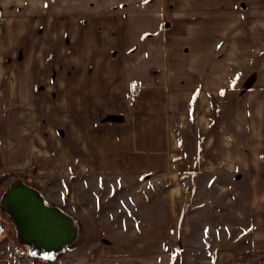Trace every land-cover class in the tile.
<instances>
[{"label":"crops","instance_id":"crops-1","mask_svg":"<svg viewBox=\"0 0 264 264\" xmlns=\"http://www.w3.org/2000/svg\"><path fill=\"white\" fill-rule=\"evenodd\" d=\"M147 4L0 0V95L7 102L13 93L9 88L16 86L12 96L19 105L6 115L14 120L4 145L7 167L32 166L43 176L61 177L60 182L71 183L85 201L88 192L117 191L116 200L101 210L99 219L118 224L121 230L126 225L127 231L141 221V240H132L133 233L128 232L125 242L69 244L60 264H172L166 232L178 230L182 237L206 231L205 236L197 233L196 246H205L208 263L264 264V80L223 78L217 98L214 92L184 93L183 88L198 86L200 80L176 79L174 70L169 74L162 36L144 28L142 36L133 39L123 33L124 48L104 54L106 62L90 65L87 48L80 47L78 57L71 50L75 57L68 52L56 62L50 42L55 34L50 31L45 34V57L39 56L44 33L36 30L31 78H6L1 45L5 51V24L13 13L29 10L31 17L42 15L47 23L62 13L58 21L69 22L76 16L70 8L76 6L79 20L86 22V15L82 18L86 8L103 6L108 7L105 20L118 25L134 23L137 19L131 13L137 9L147 14ZM245 6L240 1L238 14L231 16L229 11L224 23L261 22V14L248 20ZM118 8H126L122 19ZM245 28L240 26L234 37L245 38ZM134 83L140 93L130 99ZM24 102L29 104L26 111L20 108ZM194 170L200 174L193 176ZM83 212L87 214L86 207ZM132 214L142 216L139 222Z\"/></svg>","mask_w":264,"mask_h":264},{"label":"rangeland","instance_id":"rangeland-1","mask_svg":"<svg viewBox=\"0 0 264 264\" xmlns=\"http://www.w3.org/2000/svg\"><path fill=\"white\" fill-rule=\"evenodd\" d=\"M240 1L246 2L248 20L251 16L252 19L259 14L264 16V0ZM240 1L231 0L229 10L230 2L228 0H145L148 2L146 5L147 14H141V11L139 12L137 9L131 13L137 19L134 23L124 22L118 25L110 24L105 20L108 7L103 6L86 8L82 14L83 19L86 15V22L79 20V16H77L79 8L76 6L70 8V13L76 16L71 17L69 22L58 21L63 18L62 13L54 17V21L48 23L46 17H42V15L38 18L31 17L29 10L18 14L13 13L11 20L5 24L6 32L4 34L7 35L5 51L1 45L2 60L6 63L5 75L7 79L11 77L23 80L31 78L32 34L36 30L40 32V35L44 33L42 38H39V56L45 57L47 42L45 34L50 31L55 34L54 39L51 38L50 42L54 43L56 62H62L63 54L66 55L71 50H74L72 52L76 53V57H78L80 47L81 50L87 48L86 63L90 65L94 62H106L103 59L104 54L118 53L120 49L124 48V40L121 39L124 36L123 33L127 35L126 37L133 39L139 37L140 31L144 28L148 32L149 30L157 31L162 36L161 47L168 61L169 74L175 71L176 79L200 80L198 81L200 85L185 87L182 92L197 91L198 95L204 94V91L211 94L214 92L215 98H217L216 94L222 95L223 78L264 80V32L261 31V35L260 29L254 28V26H259L264 29V18L261 22L247 23L246 25L237 21L230 24L224 23L225 16L229 11L231 16L238 14ZM109 10H114V7H109ZM125 10L126 8H118L121 19V13ZM140 17L146 22L142 23V19L138 21ZM228 25H230V37ZM240 26L246 27L245 29L248 30L246 37L242 40L234 37V34H238ZM239 45H242V49L239 48ZM255 50L259 52L256 56L253 54ZM73 53L72 58L75 57ZM241 61H245V65H241L242 68L239 67ZM202 82H210L214 86L205 87L201 85ZM15 87L12 85L9 89L14 93ZM12 94L8 96L7 102L0 95V202L10 184L22 181L39 191L47 205L56 204L61 210L74 217L78 223V235L74 242L76 246H86L91 242L101 245L114 244V240L115 242H125L127 238L125 235L128 232L133 233L132 240H141L143 231L139 217L142 216L131 215L138 219L139 225L135 228L130 225L129 231H127L126 225L122 226L125 227V230H121L118 229L121 227L120 225L107 224L99 219L101 216L98 214L101 210L108 208L111 202L116 200L117 191L102 192L99 190L93 195L88 192L90 198L85 201L78 196V190L74 188L75 192L71 183L60 182L61 177L54 179L43 176L45 174L38 173L32 166L7 167L3 158L5 155L4 145L8 141L6 133L10 130L9 127L14 120L10 122L9 119H6V115L8 116L17 106ZM26 104L25 102L21 103L20 108L23 111L29 108H27L29 104ZM172 169H178V167ZM198 171L194 170L192 175L200 174ZM94 185V183L90 184L92 188ZM85 207L87 214L83 212ZM197 233L200 236L201 234L206 235V231H194L193 234L187 233L184 235L185 237H182L181 230L166 232L168 250L173 255L172 264H212L206 261L205 246L199 248L196 246L200 237ZM177 242L180 243V247ZM183 242L186 246H183ZM68 246L66 245L60 250L56 258L54 254L50 256L35 248H30L20 242L14 224L6 212L0 208V264H60V257L70 249ZM187 254H190L193 260H189L191 257L186 259L185 255Z\"/></svg>","mask_w":264,"mask_h":264},{"label":"bare ground","instance_id":"bare-ground-1","mask_svg":"<svg viewBox=\"0 0 264 264\" xmlns=\"http://www.w3.org/2000/svg\"><path fill=\"white\" fill-rule=\"evenodd\" d=\"M27 197L30 198L33 204L38 209H40V211H42L44 216L53 217V222L57 224L53 229H57L59 232H63L64 236L68 239H75L76 235H78L75 232L76 230L78 232V223H75V219L72 218L71 215L59 209L57 206L47 205L43 197L35 190V188H30V186L24 182H16L8 186V188L4 192L3 197L1 198V203L3 208H5L10 214L17 218V221L19 222L21 227H18V236L21 242H29L31 246L36 247L38 245H43L44 249L48 252V241L46 240L44 235L36 227L33 226L31 220L32 217L27 212L25 203ZM44 205H47L51 208L47 210ZM12 215L9 216L12 220H14V217ZM68 239L60 237L55 240V254H58L60 250H62L66 246L63 245V243ZM40 251L42 253L45 252L43 249H40Z\"/></svg>","mask_w":264,"mask_h":264},{"label":"water","instance_id":"water-1","mask_svg":"<svg viewBox=\"0 0 264 264\" xmlns=\"http://www.w3.org/2000/svg\"><path fill=\"white\" fill-rule=\"evenodd\" d=\"M17 182H22V181H17ZM16 183V182H15ZM30 188H32L30 186ZM36 190V189H35ZM37 191V190H36ZM38 192V191H37ZM39 193V192H38ZM4 195V194H3ZM3 197V196H2ZM24 203V202H23ZM26 208H27V212L28 214L32 217V224L34 227H36L46 238V240L48 241V252L44 249L43 245H38L36 246H31L29 244V242H25L24 244L29 246L30 248H35L38 251H40V249H43L45 252H43L44 254H49L50 256H52L53 254H55V240H57L58 238L62 237L64 239H68L64 236L63 232H59L57 229H53L55 228V226L57 225L56 223H54V219L52 216H44V214L42 213V211H40V209H38L33 202L30 200V198H26ZM24 203V204H25ZM45 208L47 210H49L51 207L44 205ZM0 208L6 212V214L12 215L10 214L5 208H3L2 203L0 202ZM26 211V209H25ZM62 213V212H61ZM63 214V213H62ZM13 216V215H12ZM14 217V220H12L9 216V219L11 220V222L14 224L16 232H17V236H18V227H20L19 222L17 221V218ZM76 223V220H74ZM77 233V230L75 231ZM73 237V236H72ZM19 238V236H18ZM70 239V238H69ZM66 240V242L63 243V245H69L72 244L76 239H77V235L75 237L74 240L70 239V240ZM20 240V239H19ZM72 241V242H71ZM21 242V240H20ZM71 242V243H69ZM23 243V242H22ZM59 250V249H58Z\"/></svg>","mask_w":264,"mask_h":264},{"label":"built area","instance_id":"built-area-1","mask_svg":"<svg viewBox=\"0 0 264 264\" xmlns=\"http://www.w3.org/2000/svg\"><path fill=\"white\" fill-rule=\"evenodd\" d=\"M140 93V86L138 84H133L132 85V89L129 93V98L133 99L134 97H136L138 94Z\"/></svg>","mask_w":264,"mask_h":264}]
</instances>
